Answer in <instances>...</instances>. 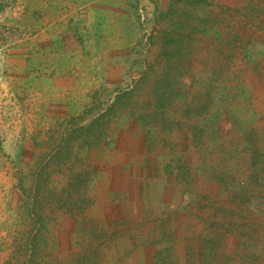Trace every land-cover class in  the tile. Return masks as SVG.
I'll return each instance as SVG.
<instances>
[{
    "label": "rangeland",
    "instance_id": "374dc122",
    "mask_svg": "<svg viewBox=\"0 0 264 264\" xmlns=\"http://www.w3.org/2000/svg\"><path fill=\"white\" fill-rule=\"evenodd\" d=\"M186 19L181 82L229 110L194 143L207 124L179 103L150 152L132 117L150 112L112 103L161 76ZM0 224V254L32 236L16 264H264V0H0Z\"/></svg>",
    "mask_w": 264,
    "mask_h": 264
},
{
    "label": "trees",
    "instance_id": "16d2710c",
    "mask_svg": "<svg viewBox=\"0 0 264 264\" xmlns=\"http://www.w3.org/2000/svg\"><path fill=\"white\" fill-rule=\"evenodd\" d=\"M169 28H171V30L168 32H163L162 36L160 37L161 41L159 42L158 55L159 58L164 59V63L167 64L165 65V71H162V74H160L161 76L159 78L158 76H156L157 78L154 76V80H148L145 77L146 74L144 73L140 74V81L135 82L134 87L118 92L115 96L114 102L112 103L113 108L117 104H122L125 100L126 104L136 103L137 109L139 108L142 110L143 108L150 112L145 114L139 112L138 110L136 115H132L133 119L137 123L142 124L143 130L140 129V132L145 134L144 140L147 147L150 149V152L156 147V141H158V136L160 134L173 135L174 133L182 132L180 129V121L176 123L174 120L166 119V113L173 112V109L177 108L179 103L183 102L184 105H186V102L188 103L186 108L183 110V115L187 117L193 116V121L201 120L207 124V131H205V129L200 130L195 125L188 129V134L192 137V141L194 143L202 140L203 138L212 142L219 140V121L222 118L220 110L228 109L227 106L223 104L219 107L213 108L215 99L210 95L211 89L213 88L208 87L206 89L208 100L203 104H199V98H197L198 100L196 99L198 95H191L190 90H188L186 85L181 82L182 77L190 73V68L186 69V67L183 66L182 61H184L183 59L187 57L183 56L182 53L180 54V47L181 44L189 47L190 41H192L194 37V31L188 24V19L181 21V23L177 25V28ZM141 85H145V88H142ZM143 92L147 93L148 99L146 100L145 105L142 107L141 103L138 102L136 98H138L139 95H142ZM141 97L145 98L143 95ZM192 102H196V104H192ZM189 103L192 105H189ZM174 105H176V107ZM210 108H212L211 113L208 111ZM108 111L111 112V109ZM207 111L209 112V116L205 117L204 114ZM162 115H165V118H162ZM158 116L164 121L158 122ZM105 117V113L101 114L97 119H94L91 122L90 126L97 123L99 124V122ZM175 124H178L176 129L174 128ZM157 128H159V130ZM103 130L106 132V129ZM97 136L98 138L96 139L101 137L103 138V131H99ZM183 164L179 165L180 167H178V172H181L185 168ZM167 172L169 177H173L169 170Z\"/></svg>",
    "mask_w": 264,
    "mask_h": 264
},
{
    "label": "crops",
    "instance_id": "0c3cea01",
    "mask_svg": "<svg viewBox=\"0 0 264 264\" xmlns=\"http://www.w3.org/2000/svg\"><path fill=\"white\" fill-rule=\"evenodd\" d=\"M158 158H162V157H158ZM154 167H152L153 168V170L154 169H156L157 168V171H158V169L161 171V174H159V176L160 177H162L163 178V168L165 167V165H164V163L162 162V160L160 161V162H154ZM149 166L147 165V168H148ZM141 173L143 174V176H144V168L142 167V171H141ZM160 173V172H159ZM142 176V177H143ZM159 177V178H160ZM161 179V178H160ZM166 184V183H165ZM161 186H159V193L157 194V196H159L160 198V201L163 203V204H165V202H164V200L161 198V197H164L165 198V195H166V191H167V188H164L163 189V187H162V189L160 188ZM169 188L172 190L173 189V186L172 185H170L169 186ZM174 189H175V194H176V196H178V198L180 197V194L178 193V186L177 185H175L174 186ZM170 190V191H171ZM162 191H163V193H162ZM177 198V197H176ZM176 203H177V201H176ZM0 227H3V225L2 224H0ZM35 227H38L37 225L35 226ZM43 227H45V225H43ZM5 231H7V230H5ZM29 234V233H28ZM4 235H5V237H4ZM32 236H29V235H27L26 237H24V239L23 238H21V237H19V236H15V237H12V236H10V237H6V232L5 233H2V242H4V244H5V246H3L2 247V253L0 254V264H16L17 262H16V260H14V259H17L18 258V255H19V253H20V247H19V244H21V243H23V241L24 242H28L29 241V239L31 238ZM26 238V239H25ZM29 253V252H28ZM27 253V254H28ZM30 254V253H29ZM28 259H29V257H28Z\"/></svg>",
    "mask_w": 264,
    "mask_h": 264
}]
</instances>
